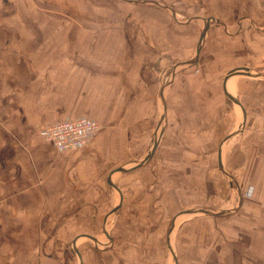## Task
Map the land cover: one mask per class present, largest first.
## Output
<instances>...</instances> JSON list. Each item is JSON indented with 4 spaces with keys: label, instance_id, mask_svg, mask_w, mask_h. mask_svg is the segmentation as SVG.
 Segmentation results:
<instances>
[{
    "label": "crops",
    "instance_id": "1",
    "mask_svg": "<svg viewBox=\"0 0 264 264\" xmlns=\"http://www.w3.org/2000/svg\"><path fill=\"white\" fill-rule=\"evenodd\" d=\"M236 1L239 7L235 6L234 0L227 14L224 11L218 14L220 22L210 24L197 63L201 93L199 106L208 109L206 113L209 114L202 115L203 111L200 118L205 119L203 123L211 119L206 124H220V128L216 134L208 128L207 137L200 139L202 146H195L194 151L199 155L214 154L216 162L217 147L222 140H218L221 124L233 120L223 114V110L231 106L222 88L224 75L237 66L264 72V0ZM27 6L30 18L38 16L36 5L28 3ZM11 9L17 11L13 0H0L3 16H10ZM18 22L31 26L38 24L39 20H1L0 27H15ZM105 33L106 50L100 53L95 52L90 43L87 51L74 47V44L86 42L81 36L71 37L70 42H63V38L57 47H49L48 41L44 42L40 37H31L30 41L19 39L20 43H25L24 51L20 43L21 50L15 47L14 57L23 61L26 81L13 87L9 85V91L17 93L14 97L16 106L14 110L8 108V115L4 114L6 109L0 114V264H49L54 258L49 253V238L44 239L45 249L42 240L43 257L40 254L37 258L33 246L38 237L61 234L63 229L66 235H73L75 230L74 236L89 233L96 237L98 234L82 222L103 221L106 213L118 202L114 191L119 193L107 183V177L120 163L107 165L115 155L111 158L105 155L115 150L125 154L127 148L134 145L130 143L132 136L136 137L135 142L144 139L131 132L129 125L142 124L147 119L150 124L151 119H155L161 78L160 74L156 78L153 73L156 71L153 69H160L156 61L150 64V70L145 67L152 55L138 60V67L130 68L127 53L111 51L113 40L120 42L121 37ZM9 38L4 42L11 47L17 39ZM89 40L94 42L95 38ZM65 43L71 44L73 51ZM28 45L30 50H27ZM165 55L169 61L177 62L171 54ZM178 70L170 80L169 90L177 81ZM236 76H239L238 72L226 80V87L233 95L240 89L245 92L240 101L247 110L243 131L237 133L238 138L225 153L236 162L233 171H227L247 193L240 194V200L237 197L236 204L229 208H235L232 212L203 213L205 217L184 222L186 242L183 250H179L185 253L184 264H264V78L250 77L248 86L243 87L240 81L236 83ZM241 76L247 78V75ZM21 85H24L22 89ZM11 102L14 101L9 100ZM215 111L221 112L222 116H214ZM88 114L95 115L100 123L110 122L115 126L105 127L89 144L73 150L58 151L43 139L44 125L66 118L88 117ZM225 149H222L223 166ZM131 160L129 163L133 164L137 159ZM140 168L120 173L128 175ZM103 171L106 173L104 177ZM116 172L111 174L113 182ZM124 202L123 194L115 212L122 209ZM75 204L76 208L64 209L66 205ZM190 208L201 206L180 211ZM201 209L212 210L208 207ZM224 209L228 208H214L216 212ZM52 220L58 222L53 224ZM65 224L69 227L65 228ZM104 236L108 239L106 234ZM82 238L89 240L80 236L76 239L77 246ZM119 241L117 250L122 251L124 245ZM115 242L112 238L110 248ZM108 246L103 249L92 245V254L101 258L99 264H108ZM91 258L89 262L94 264L95 257ZM180 258L182 260V256ZM180 258L178 264H181Z\"/></svg>",
    "mask_w": 264,
    "mask_h": 264
},
{
    "label": "rangeland",
    "instance_id": "2",
    "mask_svg": "<svg viewBox=\"0 0 264 264\" xmlns=\"http://www.w3.org/2000/svg\"><path fill=\"white\" fill-rule=\"evenodd\" d=\"M13 1L17 11L15 12L11 9L10 16H3L0 13V21L14 18L38 19L39 23L30 26L28 23L18 22L15 27H0V101L3 100L0 103V114L6 109L5 115L9 113L8 108H13L14 110L16 106L14 97L17 93L10 92L9 85L13 87L15 84H24L26 81L23 61H18L14 57L15 47L16 49L25 50V43H20L19 39L30 41L31 37H40L44 42L48 41L49 47H57L58 41L63 38V42H70L71 37L81 36L86 42L84 44H74V47L87 51L90 43L94 47V51L100 53L106 50L104 37L107 36L105 33L107 31L108 36L117 37L118 35L119 39L121 37L122 40L120 39V42L116 39L113 40L111 51L127 53V57L130 59V68L138 67V60L140 62L142 58L152 55L145 67L150 70V64L156 61L160 69L152 68L156 70L153 73L156 78L160 74L161 83H166L170 72L169 66L173 62L169 61L168 55L165 54H171L177 62L192 57L203 26L202 18L210 15L211 17L214 16L215 20L209 23L211 25L218 24L220 22L218 14L223 11L227 14V9L234 4V0H146L147 2L144 3H131L126 0ZM150 1H158L168 6L175 12V17H173L170 9L157 6L150 3ZM28 3L36 5L39 10L36 13L38 16L29 17ZM235 6L239 7V2L236 0ZM10 7L12 8L13 6ZM188 19L191 20L185 23ZM9 37L17 39L16 44L11 45V47L9 46L10 44H5L4 42ZM68 37H70L69 40ZM90 37H94L95 41H90ZM9 41L14 40L9 38ZM63 42H61L62 45L64 44ZM19 43L20 48L18 47ZM65 46H69V50L73 51L71 44L65 43ZM121 46H123V49ZM29 47L28 45L27 50H30ZM200 51H203L202 47ZM197 63L199 64L198 61ZM197 63L181 66L178 70L175 85L170 90L167 88V125L165 118V123L163 124L164 132H162V137L153 157L132 174L114 173L113 180L123 192L122 195L124 194L125 202L122 205V209L120 208L117 212L108 216L106 222L107 230L110 232L113 241H116V244L111 246V248V244L108 246L110 248L107 254L108 264H174L172 254L168 249L166 234L170 229L173 216L178 211L192 206L208 207L212 208V211H215L214 208L222 207L229 209L236 204L239 194L243 196V194L246 195L247 193L246 189L241 188L240 185V190L238 191L230 178L220 172L214 154L211 156L199 155L194 151L195 146H202L200 139L207 137L208 128L215 134L220 128V124H206L211 119H206L205 123H203L202 120L205 119L200 118L202 115L208 116L209 114L206 113L208 109H202L199 106L201 93ZM238 73L239 76H236L238 82L236 83L240 81L243 87L248 86L250 77H255L245 72ZM241 74L247 75V78H243ZM23 87L24 85H21L20 89ZM13 89L18 90L17 88ZM242 93L245 92L241 91V89L240 92H235L239 100H241ZM22 96L25 98V95ZM9 100L14 101L15 105L14 102L9 103ZM226 101L231 106L226 107L223 110V114L228 119L230 117L233 120L231 122L227 120L226 123L221 124L222 130L218 140L223 139L225 135L233 131V134L224 142L222 147V149L226 148L224 150V168L233 171L236 162L225 151H228L234 139L238 138L237 133L239 134L243 131L244 125L241 127L240 124L242 117L240 106L228 97H226ZM156 106L157 110L153 117L155 119H151L150 124L148 123L149 119H147L146 122L142 121V124L129 125L131 132L138 134L139 139L143 137L144 139L140 142H135L136 137L132 136L130 143L134 145L129 146L125 154L117 150L107 153L105 155L106 158H111L115 155L113 160L107 165L115 166L120 163V165L130 166L132 165L129 163L131 159H141L147 152L161 112L160 96H157L155 108ZM202 112L203 114L201 115ZM218 115L222 116L221 112L216 113L215 111L214 116ZM88 117L96 118L95 115L91 114H88ZM101 123L97 133L105 127L115 126L111 125L110 122ZM164 126L166 127L165 130ZM184 136H187L186 141ZM185 144H187V148H185ZM188 147L190 149L186 150ZM132 152H137L138 154H133ZM105 174V171H103L102 177ZM231 175L233 176V174ZM122 181L125 182L120 186L119 183ZM237 182L239 181L237 180ZM123 185L124 187H122ZM114 195L115 201L117 197L119 199L116 191H114ZM210 201L212 203H209ZM74 207L76 208V204L66 205L64 209H73ZM66 211L63 213H66ZM58 214L61 215L62 213ZM200 217H205V215L203 213H195L182 214L176 217L175 225L170 235V244L176 253L177 259L179 260L182 256V260L180 258L181 264H184L185 253L179 250H183V245L186 242L184 222L190 218L199 219ZM51 222L55 224L58 220H52ZM82 223L94 230L98 234L96 237L100 241H108L106 236H104L102 221L94 222L92 220L91 222L83 221ZM64 226L65 228L69 227L67 224ZM75 232L73 230V235H66L63 229L61 234L49 235L42 239L38 237L33 246L34 251L37 253V258H39L38 255L40 254V257H43L42 240L44 248V239L49 238V253L54 256L53 259H50L49 264H79V258L72 251L70 244ZM57 240L61 242L57 244ZM119 240L124 245L122 251L117 250ZM79 241L78 249L83 258L82 263L91 264V257H95L93 263L99 264L100 261L98 260L101 258H98L96 254H92L94 242L83 238ZM98 247L105 249V246L101 244H98Z\"/></svg>",
    "mask_w": 264,
    "mask_h": 264
},
{
    "label": "water",
    "instance_id": "3",
    "mask_svg": "<svg viewBox=\"0 0 264 264\" xmlns=\"http://www.w3.org/2000/svg\"><path fill=\"white\" fill-rule=\"evenodd\" d=\"M126 1L131 2V3H137V2L144 3V2H147L146 0H126ZM150 3L156 4L157 6H160V7H163V8L170 9L168 6L162 4V3L158 2V1H150ZM170 11H171L173 17H175V12L172 9H170ZM191 19L186 20L185 23L189 22ZM202 20H203V26H202V29H201V31L199 33V37H198V40H197V43H196V46H195L194 55L192 57H190L189 59H187V60L172 63L169 66L170 77H169L168 81L166 83H160L159 96H160V102H161V112H160L159 117H158L157 128L153 132L152 140L150 142L149 148L147 149V152L141 157V159L135 160L132 165H130V166H126L124 164L123 165H119L117 167H114L108 174L107 183L111 187L115 188L118 191V193H119L118 202L106 213V215L104 216L103 221H102L103 232L107 235L108 241L107 242H101L97 237H95L94 235H91L89 233H81L79 235L74 236L73 239L71 240L70 244H71V247H72V251L78 256L79 264H83V263H82L81 252L79 251L78 246L76 245V239L78 237H80V236L87 237L89 240L94 242V244H95L94 247H96V248H99L98 244H101V245L106 247V246H108L109 244L112 243V236H111L110 232L107 230L106 222L108 220V216L111 213H114L120 207V204H121V201H122V191L118 187V185L111 180V174L113 172H116V171L127 172V171H130L132 169H136V168L142 167L153 157V155L155 153V149L158 146L160 137H161L162 132H163V124L165 123L164 120L166 118V92H167L168 85L170 84V80L172 79L174 73H176V71L181 66H183V65H193V64L197 63L200 49H201L202 44H203V42H204V40H205V38L207 36V33H208L209 24H210L209 22L210 21H214L215 19H214V17L209 16V17L202 18ZM239 71L245 72L247 74H250V75H253V76L259 77V78H264V72L260 71L259 69H251L250 67L237 66V67H234V68L228 70L226 72V74L224 75V77H223V81H222L223 92H224L226 97L232 99L235 103H237L238 106H240V108L242 110V117H241L240 124H241V127H243L244 119H245V115H246V110H245L244 106L242 105L241 101L236 97V95L231 94L228 91L227 87H226V80L231 75H233V74H235V73H237ZM232 134H233V131L229 132L220 141V143H219V145L217 147V162H218V166H219L220 170L222 171V173L230 178L232 184L239 191L240 189H239V186H238V182L224 168L223 163H222V147H223V144ZM239 200H240V197H239ZM234 210H235V208H233V209H224V210H220V211L216 212V211H212V210H208V209L190 208V209H187V210L180 211L177 215H175L174 218L171 221L170 229L167 232L168 249H169V251L172 254V257H173V260H174V264H178V262H177V258H176V253H175L174 249L172 248V246L170 244V235H171L172 229H173V227L175 225V221H176V217L177 216L181 215L182 213H197V212L205 213V214L206 213L215 214L216 215V214L229 213V212H232Z\"/></svg>",
    "mask_w": 264,
    "mask_h": 264
},
{
    "label": "built area",
    "instance_id": "4",
    "mask_svg": "<svg viewBox=\"0 0 264 264\" xmlns=\"http://www.w3.org/2000/svg\"><path fill=\"white\" fill-rule=\"evenodd\" d=\"M100 123L95 118L79 116L49 123L42 129L43 139L56 150H73L86 145L97 133Z\"/></svg>",
    "mask_w": 264,
    "mask_h": 264
}]
</instances>
